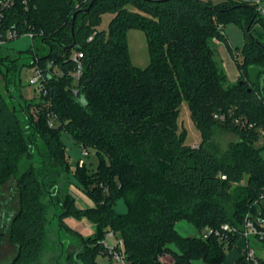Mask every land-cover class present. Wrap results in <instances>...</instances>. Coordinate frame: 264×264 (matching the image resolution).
<instances>
[{"label": "trees", "instance_id": "16d2710c", "mask_svg": "<svg viewBox=\"0 0 264 264\" xmlns=\"http://www.w3.org/2000/svg\"><path fill=\"white\" fill-rule=\"evenodd\" d=\"M106 12L113 14L108 30H99ZM230 20L247 34L234 82L213 45L214 39L226 42ZM256 22L264 23L256 0H9L0 32L33 34L28 50L13 54L0 47L7 90L0 92V187L16 173L19 192L6 221L17 247L9 264L36 261L52 228L59 236L67 231L65 216L98 209L81 264H97L98 254L109 253L108 231L121 241L115 246L128 264H165L164 254L172 264H225L227 251L243 238L246 215H264V32H251ZM133 27L148 37L150 62L143 68L129 57ZM24 54L44 73L35 101L17 84ZM183 100L201 134L197 146L178 131ZM218 128L237 136L222 153L209 146ZM64 132L99 157L97 177L81 160L73 172L95 206L80 209L69 194H53L58 186L49 162L69 170L68 177L71 171L61 157ZM34 146L40 165L19 172ZM119 196L128 206L123 214L112 207ZM182 218L199 234L182 235L176 228ZM205 227L212 229L207 237ZM230 264H250L245 249Z\"/></svg>", "mask_w": 264, "mask_h": 264}, {"label": "rangeland", "instance_id": "374dc122", "mask_svg": "<svg viewBox=\"0 0 264 264\" xmlns=\"http://www.w3.org/2000/svg\"><path fill=\"white\" fill-rule=\"evenodd\" d=\"M261 6L264 7V0H261ZM262 14V13H261ZM113 14L106 12L102 16L101 23L97 26L99 30H108L109 22L112 19ZM264 20V14H262ZM224 32L226 34V42L213 40V45L216 49L215 58L218 61L221 68L224 70L229 81H236L238 74V64L242 58L243 47L247 41V34L244 28L234 20L227 21L224 24ZM253 34H259L264 32V23L256 22L251 28ZM33 40L28 34L9 39L5 47L16 54L19 51H25L32 47ZM127 44L129 57L133 64L139 67H145L150 62L149 42L146 32L141 28H130L127 31ZM232 49V53L230 51ZM4 49V48H3ZM27 54H24L22 60L19 62V75L17 77V84L19 92L28 101H35L38 99V93L36 84L31 82V77L36 74V65H28L30 58H26ZM24 63L25 65H23ZM56 71V70H55ZM239 76V74H238ZM0 92L6 95L5 80L2 72L0 71ZM15 94H19L18 91ZM22 118L23 127L27 126L21 111L18 112ZM55 124L57 123L54 121ZM178 131H186V143L192 146H197L201 142V134L197 126L195 125L191 111L187 101L183 100L177 117ZM63 142L65 144L66 152L61 157H66L69 163V170L65 167L58 165L56 162H49V168H53L54 175L56 177V185L58 189L53 190V194L60 195V198L69 194L75 201V205L78 208H87L95 206V198L90 197L83 190L82 183H78L73 172L77 171L76 163L78 161H85L86 166L90 167L89 171L91 175L97 177L99 173L95 170V166L98 164L99 157L95 151L88 148V154L84 153L87 150H83L80 144H78L70 135L63 133ZM36 143H41V139L33 137ZM237 140V136L232 132L223 128H218L214 137L209 142V146L215 149L218 153L227 151L229 144ZM36 145V144H35ZM33 149V150H32ZM31 152L25 155L19 163V172L23 171L29 166L38 167L41 162V157L35 151L34 148ZM80 169V168H79ZM94 199V200H92ZM19 202V192L17 189L16 173L9 175L0 187V264H8L14 259L16 254V245L13 244L6 229V225L2 226L3 216L2 214L12 209H17ZM116 213L123 214L128 211V206L125 199L121 196L114 200L112 205ZM100 211L93 210L90 216L76 212L75 214H69L64 217V223L67 226V231H63L59 236L58 231L52 228L47 236L46 242L43 246L39 258L31 263L26 264H81L79 260V252L86 248L87 242L95 236L97 221L95 220ZM5 221V220H4ZM176 228L184 236H195L199 234V229L189 220L182 218L176 221ZM113 231H108L107 235L103 239L108 244H114L116 241L114 237L108 238V234ZM120 239L121 235L119 234ZM118 238V237H117ZM90 242V241H89ZM252 247H254L258 256L264 258V241L251 238ZM91 243V242H90ZM111 244V245H112ZM245 238L238 240V243L227 251L225 262L230 264L234 262L241 254L243 248L245 249ZM175 248V246H173ZM176 249V248H175ZM109 252V251H108ZM162 260L165 264H172L171 256L164 254ZM97 264H119L110 253L107 255L98 254L96 257Z\"/></svg>", "mask_w": 264, "mask_h": 264}, {"label": "built area", "instance_id": "2783aa9c", "mask_svg": "<svg viewBox=\"0 0 264 264\" xmlns=\"http://www.w3.org/2000/svg\"><path fill=\"white\" fill-rule=\"evenodd\" d=\"M9 0H0V18L3 15V8L7 5ZM257 3V10L264 14V7L261 6V0H256ZM31 37L33 36L32 33H27ZM14 37H17V34L15 31L7 30L5 32V35L0 32V47L6 48L5 44L9 39H12ZM76 57H81L82 53L78 52L75 55ZM80 73V69L78 70V75ZM43 78H44V73L42 69L36 68V74L31 77V82L36 84V89L37 93H41L44 91V85H43ZM85 154L87 152H84ZM224 177V176H223ZM261 199L264 201V193L261 195ZM223 229L230 231L232 230V227H230L228 224L223 225ZM212 232V229L209 227H205L203 230H201V234L204 237H207L209 233ZM218 234V231H216ZM108 238L114 237L116 240L114 244H108L106 241H104L110 255L112 258H114L116 261H118L119 264H128L126 261L122 251L120 249L116 248V244H120L119 238H117L116 234L113 232H110L108 234ZM242 237L245 238L246 240V247H245V255L250 264H258L259 259H258V254L256 253L254 247L251 246L250 244V238L254 237L257 240H262L264 241V215L259 213L256 216H253L252 214L248 213L246 215V218L244 220V225H243V233Z\"/></svg>", "mask_w": 264, "mask_h": 264}, {"label": "flooded vegetation", "instance_id": "af4514ba", "mask_svg": "<svg viewBox=\"0 0 264 264\" xmlns=\"http://www.w3.org/2000/svg\"><path fill=\"white\" fill-rule=\"evenodd\" d=\"M13 210H14V209L11 208L9 211H7V213L4 212V213L2 214V216H3L2 218L5 220V221L3 220L2 226H3V225H6V221H7L8 217L11 216V213L13 212ZM57 223H58V222H57ZM61 231H64V230L62 229ZM16 251H17V247H16ZM14 257H15V255H14ZM8 264H9V263H8Z\"/></svg>", "mask_w": 264, "mask_h": 264}, {"label": "crops", "instance_id": "0c3cea01", "mask_svg": "<svg viewBox=\"0 0 264 264\" xmlns=\"http://www.w3.org/2000/svg\"><path fill=\"white\" fill-rule=\"evenodd\" d=\"M238 74H239V72H238ZM238 74H237V78H238ZM253 238H254V237H253ZM249 241H250V244H251V243H252V242H251V238H250ZM245 242H246V240H245ZM251 246H252V244H251ZM243 250H244V248H243ZM243 250H242V252H243ZM263 259H264V258H263ZM225 264H228V263L225 262Z\"/></svg>", "mask_w": 264, "mask_h": 264}, {"label": "water", "instance_id": "95a60500", "mask_svg": "<svg viewBox=\"0 0 264 264\" xmlns=\"http://www.w3.org/2000/svg\"><path fill=\"white\" fill-rule=\"evenodd\" d=\"M91 4V3H90Z\"/></svg>", "mask_w": 264, "mask_h": 264}]
</instances>
